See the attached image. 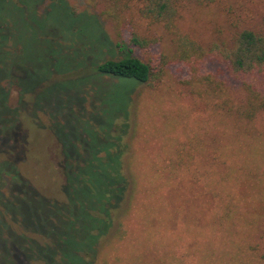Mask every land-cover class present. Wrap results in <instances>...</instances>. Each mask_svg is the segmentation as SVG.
Returning <instances> with one entry per match:
<instances>
[{
	"label": "rangeland",
	"instance_id": "obj_1",
	"mask_svg": "<svg viewBox=\"0 0 264 264\" xmlns=\"http://www.w3.org/2000/svg\"><path fill=\"white\" fill-rule=\"evenodd\" d=\"M107 8L84 0H0V80L10 79L0 86L13 110L0 102V136L15 141L22 133L9 155H24L15 170L38 192L10 216L24 232L34 224L52 238L55 229L61 242L67 208L81 201L80 168L112 162L118 147L133 185L94 264H264V108L244 117L239 85L210 59L172 63L151 84L91 75L106 60L135 56L156 65L159 55L173 53L169 36L140 19L135 6L118 11L116 21ZM262 13L264 0L186 3L176 28L206 48L228 37L231 22L253 27ZM131 35L159 43L129 52ZM2 159L0 153L1 168ZM64 161L76 170L71 206L58 191ZM0 231V242L18 245L12 229ZM21 235L27 240L29 233Z\"/></svg>",
	"mask_w": 264,
	"mask_h": 264
},
{
	"label": "trees",
	"instance_id": "obj_2",
	"mask_svg": "<svg viewBox=\"0 0 264 264\" xmlns=\"http://www.w3.org/2000/svg\"><path fill=\"white\" fill-rule=\"evenodd\" d=\"M84 1L90 4L97 2L106 4L108 8L104 14L114 21L117 20L118 11L128 9L129 5L135 6L139 18L150 25H159L163 33L169 36L170 44L173 47L172 57L165 55L160 57L159 55V65L142 62L135 56H126L119 60H106L95 65L91 75L117 80L119 83L129 82L130 85L151 84L158 81L165 67L172 63L198 65L203 60L210 59L221 66V75L225 79L233 80L239 85L243 93L241 112L244 117L251 118L264 108V13L259 17L257 25L253 27L245 23L239 25L237 22H231V33L227 38H223L222 41L210 42L204 48L188 35L180 33L176 28V22L179 17V9L183 4L193 3L197 6H206L212 0ZM131 36L127 44L129 52H132L134 48L149 49L159 43L157 38L142 40ZM3 79L8 82L10 80L7 77H3L1 80ZM0 91L3 110L12 112L13 110L6 105L7 91L1 86ZM8 138L0 136V153L3 154L2 162L4 163L2 168L0 167V177H2L0 182V230L12 229V236L14 240L18 241V245L12 248L13 242L10 244L4 240L0 242V258L3 257L4 262L0 261V264H31L32 261L40 262V264H94L101 240L110 232L113 220L119 218L126 209L121 208L126 189L129 184L133 185L131 176H129L131 183L128 184L124 174L125 169L119 160L122 149L114 147L112 153L116 159L112 162L98 163L95 167L86 164L80 168L83 180L79 181V192L82 195L79 199L81 201L75 207L70 204V187L71 184L77 183V180L73 179L76 170L68 162L64 161L61 164L64 182L58 191L61 198L69 201L68 206L71 207L67 208L68 218L64 221L67 231H64V234L60 236L61 242H56L59 235L55 229L50 232L55 234L52 237L55 238L53 241L34 224L28 227L27 232H24L21 229L23 227H20L8 212L10 208L15 209L22 205L23 199H26L30 192L35 197L38 195L37 190L33 189L26 180H23V177L18 175L15 170L17 164L25 161L24 155H19L14 159L13 155H9V147L11 144H19L22 133L18 131L15 141ZM99 153L94 156L96 155L97 158ZM99 158L101 159V157ZM14 183L20 186L17 187ZM129 189L130 186L128 192ZM53 199V202L57 204L59 198L53 197ZM59 201H61L59 205H62L63 201ZM70 218L72 219L70 220ZM115 227L117 230L120 228V224L117 223ZM75 228L77 233L80 230L81 232L74 233ZM21 233H29L28 239L25 240ZM32 234H36L44 242L39 244ZM19 241L22 242V245H19ZM24 253L26 256H23Z\"/></svg>",
	"mask_w": 264,
	"mask_h": 264
}]
</instances>
